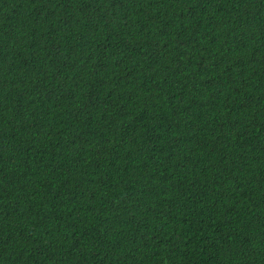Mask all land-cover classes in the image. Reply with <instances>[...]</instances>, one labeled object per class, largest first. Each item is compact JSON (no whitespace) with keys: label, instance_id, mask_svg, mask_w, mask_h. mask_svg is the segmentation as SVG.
<instances>
[{"label":"trees","instance_id":"16d2710c","mask_svg":"<svg viewBox=\"0 0 264 264\" xmlns=\"http://www.w3.org/2000/svg\"><path fill=\"white\" fill-rule=\"evenodd\" d=\"M0 264H264V0H0Z\"/></svg>","mask_w":264,"mask_h":264},{"label":"bare ground","instance_id":"6f19581e","mask_svg":"<svg viewBox=\"0 0 264 264\" xmlns=\"http://www.w3.org/2000/svg\"><path fill=\"white\" fill-rule=\"evenodd\" d=\"M20 112V111H19ZM21 113V112H20Z\"/></svg>","mask_w":264,"mask_h":264}]
</instances>
